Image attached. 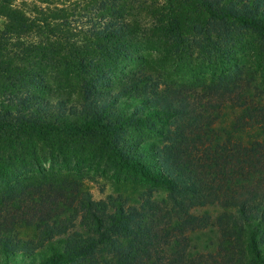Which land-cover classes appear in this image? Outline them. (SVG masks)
Here are the masks:
<instances>
[{
	"label": "trees",
	"instance_id": "1",
	"mask_svg": "<svg viewBox=\"0 0 264 264\" xmlns=\"http://www.w3.org/2000/svg\"><path fill=\"white\" fill-rule=\"evenodd\" d=\"M60 1L0 0V264H264V0ZM91 171L144 190L94 200Z\"/></svg>",
	"mask_w": 264,
	"mask_h": 264
},
{
	"label": "rangeland",
	"instance_id": "2",
	"mask_svg": "<svg viewBox=\"0 0 264 264\" xmlns=\"http://www.w3.org/2000/svg\"><path fill=\"white\" fill-rule=\"evenodd\" d=\"M63 1H66V4H67V1H69L70 3L75 5V4H78L82 0H61L59 3H64ZM57 6L60 7L59 5ZM73 8L74 7L72 5L69 10H72ZM2 26H3V19L0 17V29L2 28ZM72 26L73 27L77 26V24H73ZM241 36L243 38L242 42H239V43L237 42V48L239 52L240 50H242L243 46L245 47V45L256 43L255 37L250 33H247L246 35L241 34ZM221 47H222L221 44H217V46H215V48L217 49L218 48L220 49ZM228 47L229 46H227V49L229 51ZM180 57H181L180 59H178L179 57H175L176 63L175 64L173 63L172 68L170 69V71H168L169 72L168 80H166L165 78H161L160 80L161 83H166L171 88L173 83H176L179 81L187 82L188 80H193V77L197 75L203 76L204 75L203 73L207 74L209 72L208 71L209 62L206 58L202 56V54H200V52L194 51L193 55L190 57L186 55H182ZM243 60H242V64L245 65L244 69L246 70H252V67H254L257 63H259V65L261 63L262 66H264V54L262 51L260 52L259 60L255 58V56L251 57L250 59H243ZM214 62H216V60H214ZM245 72L246 74H249L247 73V71ZM159 73H160V76H162L164 71L161 70ZM189 75L190 76L193 75L192 78H190ZM224 109H225V113L227 114V117L225 118V122L230 123L237 109L233 108L232 105L231 106L226 105ZM133 179L134 177H132L131 180L129 181L127 178H125L124 173L122 172L117 173L115 175L113 172H107L106 175H103L101 172L95 173L91 171L89 173L83 174L82 182L84 186H86V188L90 191L94 200H101V199H104L105 196L112 194L114 196L123 195L126 197H130V201L133 202L134 199L135 200L137 199L138 194L144 190L142 187H138L137 185L135 186L133 184L134 182ZM155 197L158 200L161 198H164L162 194H157ZM221 211L222 210L217 207H204V208L194 209L193 213L195 215H200V216L204 214L208 215L211 217V222H212V220H214L221 213ZM15 233H16L18 240H27L28 238L32 240H36L37 238V232L34 229H30V228H20ZM192 237L194 238L192 242V246L196 247L200 251L203 250L202 252L207 251L206 249H208L209 251V249L211 248L210 246L211 242L215 241L213 232L212 230H210L209 227L207 229H204L202 231H199L193 234ZM29 260L30 259H22V262H19L21 261V259L18 258L16 259V262H13V264L15 263L16 264H28Z\"/></svg>",
	"mask_w": 264,
	"mask_h": 264
}]
</instances>
